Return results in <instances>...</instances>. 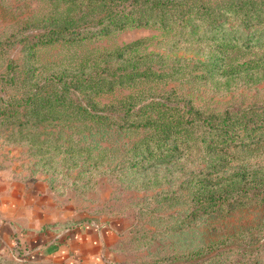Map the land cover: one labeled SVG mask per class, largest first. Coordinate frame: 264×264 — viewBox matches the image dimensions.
<instances>
[{"label": "rangeland", "instance_id": "374dc122", "mask_svg": "<svg viewBox=\"0 0 264 264\" xmlns=\"http://www.w3.org/2000/svg\"><path fill=\"white\" fill-rule=\"evenodd\" d=\"M193 6L169 27L127 24L32 48L42 32L95 29L107 12L104 0H0V77L15 81L0 80V184L39 186L47 215L62 224L109 227L106 261L97 264H264L263 202L206 214L196 207L189 179L206 164L200 125L190 128L194 149L187 144L180 157L147 169L132 165L190 106L217 117L226 110L264 114V50L245 49L242 39L215 44L210 27L252 33L254 15L264 19V0ZM216 56L225 66L213 71ZM236 156L254 162L252 154ZM20 222L22 241L28 230ZM18 241L0 252V264L45 262L36 245L23 240L25 253Z\"/></svg>", "mask_w": 264, "mask_h": 264}, {"label": "trees", "instance_id": "16d2710c", "mask_svg": "<svg viewBox=\"0 0 264 264\" xmlns=\"http://www.w3.org/2000/svg\"><path fill=\"white\" fill-rule=\"evenodd\" d=\"M93 1L95 0H85L87 5H92ZM104 3L107 12L94 22L97 25L95 29L89 27L90 30L84 31L78 27L70 32L64 31V28L42 32L35 36L31 47L60 39H84L120 29L127 24L169 27L176 20L181 21L187 10H197L193 4L200 5L201 0H104ZM174 5L175 7L171 9ZM175 8H179L178 15L173 13ZM231 14L233 11H228L227 15ZM254 16L256 19L254 31L244 33L240 30V36L234 33L236 30L233 27H222L220 24L210 26L215 28L213 43L219 44L224 39V46L231 47L242 39L239 44L245 49L255 47L264 50V25L257 27L258 22L264 19L256 14ZM224 66V58L219 60L216 56L211 69L216 71ZM12 68V65H7L9 71H12ZM0 80L10 85L15 82L13 76L0 77ZM87 84L86 81L80 84L75 81L74 86ZM161 103L156 106L163 107L167 104L164 101ZM183 112L173 118L171 124L164 126L168 128L169 133L165 134V139L160 144L151 146L148 142L141 147L143 151L133 159L132 165L147 169L180 157L187 144L189 148L194 149L197 143H189L193 140V136H189L190 128L200 125L204 136L201 137L198 148L202 154V161L206 164L201 169L191 172L189 179L195 188L196 207L206 214L225 209L232 210L253 202L264 203V114L254 112L251 115H243L238 111L226 110L217 117L201 114L192 106ZM237 153L252 154L254 162H236ZM248 185L254 187L253 193H247ZM234 189L235 195L232 194ZM196 215L194 210L192 216Z\"/></svg>", "mask_w": 264, "mask_h": 264}, {"label": "crops", "instance_id": "0c3cea01", "mask_svg": "<svg viewBox=\"0 0 264 264\" xmlns=\"http://www.w3.org/2000/svg\"><path fill=\"white\" fill-rule=\"evenodd\" d=\"M7 182V181H6ZM0 184V252L9 246L13 240L19 239V247L29 253L28 245H36L32 250L45 262L76 264H97L105 260L103 251L112 240V230L105 225H95L92 222L62 224L60 218L51 219L45 206L46 198L41 197L38 188L4 187ZM6 185V184H5ZM13 187V188H12ZM20 227L25 228V234L20 241L16 233L15 220ZM54 222H51L53 221ZM23 240L28 244H23Z\"/></svg>", "mask_w": 264, "mask_h": 264}]
</instances>
